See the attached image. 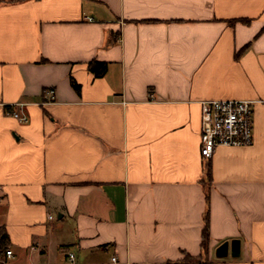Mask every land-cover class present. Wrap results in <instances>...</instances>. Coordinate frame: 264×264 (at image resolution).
I'll return each mask as SVG.
<instances>
[{
    "label": "crops",
    "instance_id": "0c3cea01",
    "mask_svg": "<svg viewBox=\"0 0 264 264\" xmlns=\"http://www.w3.org/2000/svg\"><path fill=\"white\" fill-rule=\"evenodd\" d=\"M208 99L253 101L252 144L201 156ZM0 233V264H264V0H0Z\"/></svg>",
    "mask_w": 264,
    "mask_h": 264
},
{
    "label": "built area",
    "instance_id": "2783aa9c",
    "mask_svg": "<svg viewBox=\"0 0 264 264\" xmlns=\"http://www.w3.org/2000/svg\"><path fill=\"white\" fill-rule=\"evenodd\" d=\"M53 93L52 90L49 91ZM253 101L244 99H208L200 102V152L204 159L211 158L218 146H247L253 142ZM7 107V111L21 122H26L27 114L21 108ZM52 218L51 215L48 216ZM0 250H2L0 248ZM7 258L12 250H2ZM67 261L77 264L74 253L67 254ZM116 256L110 263L116 264Z\"/></svg>",
    "mask_w": 264,
    "mask_h": 264
},
{
    "label": "trees",
    "instance_id": "16d2710c",
    "mask_svg": "<svg viewBox=\"0 0 264 264\" xmlns=\"http://www.w3.org/2000/svg\"><path fill=\"white\" fill-rule=\"evenodd\" d=\"M87 69L92 72L96 77L103 76L106 71H107V63L105 62H97V61H91L87 65ZM72 85L75 89L78 88V85L72 81ZM204 171L205 175L207 177V185H205V202H206V207L205 211L203 214V221H204V226L202 228L201 232V250L206 251L208 247V242H209V182L211 179V165L209 162H205L204 165ZM3 234L0 233V239H2ZM3 248L4 247H0ZM185 260L192 259V256L186 254L184 257ZM204 264V263H202Z\"/></svg>",
    "mask_w": 264,
    "mask_h": 264
},
{
    "label": "water",
    "instance_id": "95a60500",
    "mask_svg": "<svg viewBox=\"0 0 264 264\" xmlns=\"http://www.w3.org/2000/svg\"><path fill=\"white\" fill-rule=\"evenodd\" d=\"M231 254L233 256L238 255L239 248H238V240H231ZM227 245L228 242H223L216 251L217 256H225L226 255V250H227Z\"/></svg>",
    "mask_w": 264,
    "mask_h": 264
}]
</instances>
